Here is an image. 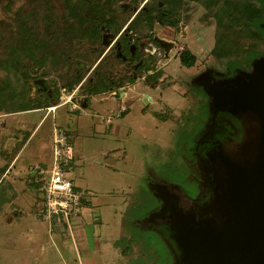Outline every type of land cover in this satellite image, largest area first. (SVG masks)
I'll return each instance as SVG.
<instances>
[{"label":"rangeland","instance_id":"obj_1","mask_svg":"<svg viewBox=\"0 0 264 264\" xmlns=\"http://www.w3.org/2000/svg\"><path fill=\"white\" fill-rule=\"evenodd\" d=\"M171 1L0 0V264H187L181 227H158L176 196L188 226L221 223L217 152L244 155L257 126L226 91L264 60V33L249 22L264 0ZM160 5L173 11L162 23L137 19ZM32 9L36 22L20 28ZM58 127L83 195L70 228L41 216Z\"/></svg>","mask_w":264,"mask_h":264},{"label":"water","instance_id":"obj_2","mask_svg":"<svg viewBox=\"0 0 264 264\" xmlns=\"http://www.w3.org/2000/svg\"><path fill=\"white\" fill-rule=\"evenodd\" d=\"M36 82L43 85L42 79ZM245 84L226 93L257 122L255 139L244 155L218 153L228 191L222 221L207 226L203 236L182 227L189 236L185 250L190 264H264V64ZM176 224L183 223L178 219ZM85 232L94 248L93 225L85 226Z\"/></svg>","mask_w":264,"mask_h":264},{"label":"built area","instance_id":"obj_3","mask_svg":"<svg viewBox=\"0 0 264 264\" xmlns=\"http://www.w3.org/2000/svg\"><path fill=\"white\" fill-rule=\"evenodd\" d=\"M54 108L55 106L49 107ZM75 157L67 130L55 128L52 167L46 171L40 188L41 216L49 223L62 222L69 228L79 216L83 203L81 188L67 177Z\"/></svg>","mask_w":264,"mask_h":264},{"label":"trees","instance_id":"obj_4","mask_svg":"<svg viewBox=\"0 0 264 264\" xmlns=\"http://www.w3.org/2000/svg\"><path fill=\"white\" fill-rule=\"evenodd\" d=\"M263 9H264V6H263ZM157 10L158 11L156 12V14L155 15L154 14L152 15L153 11L147 13V12H145L144 9L141 8L138 11L137 19L142 17L140 20H142L144 22H148V23H151L152 20L156 19L158 22L162 23L164 21V19L166 17H168L169 13H172L173 12L172 11V8H169V11L170 12L168 10H166V9H161V5L159 7H157ZM34 13H35V10L32 9L31 12H26V15L23 14L22 17H20L19 21L17 22V25L19 24V27L20 28L25 29L27 27V25L30 26L31 23L32 24L35 23L36 22V19L34 17L38 13H35V14ZM263 15H264V12H263L262 9L261 10H256L253 13V16H251L249 18V22L252 23L253 25L257 26V29L264 33V23L260 22L261 18H263L262 17ZM137 19L131 21L129 27H132ZM175 22L176 21H172L171 23L174 24ZM43 45H44V42L43 41H39L37 46H43ZM195 59L196 58H195L194 54H189L188 60H187V57H185L184 55H181V61L186 66H191L195 62ZM255 61H258V60L255 59ZM263 64H264V60L258 61L257 62V67L260 68L261 66H263ZM19 107H20V109H18V110H25V109H27V108H23L21 106H19ZM158 116L160 118L163 117V115H158ZM158 227H159L160 230H163V231H167L168 230V227H165L164 224H161V223H160V225H158ZM160 230H158V231L156 229L154 230V232L156 233V235L158 234V232ZM179 238L180 239H178V240H179L180 245H181L182 250H183L185 248V241H184V239H183L182 236H180ZM149 255H150V253H149ZM187 260H189V259H187Z\"/></svg>","mask_w":264,"mask_h":264},{"label":"flooded vegetation","instance_id":"obj_5","mask_svg":"<svg viewBox=\"0 0 264 264\" xmlns=\"http://www.w3.org/2000/svg\"><path fill=\"white\" fill-rule=\"evenodd\" d=\"M221 153H224V152H221ZM226 156H229L228 154H226V153H224ZM217 158H219V156H218V152H217ZM219 161H220V159H219ZM176 200H178L177 201V203H173L175 206H173L172 207V209H168V211L167 212H171V211H173V217L171 218H169V219H165V222L164 221H161L160 223L161 224H163V223H165L166 224V227H168V229L170 228V227H172V226H177V224H176V221L179 219L180 221H181V213H180V210H179V207H178V205H179V199L177 198V196H176ZM175 209V210H174ZM166 214V213H165ZM159 223V224H160ZM181 223H183L182 225H180V227H181V229H182V227H184V226H186V227H188L187 229H189V231H196L197 232V234H199V235H201V236H203V235H206L205 234V231L207 230L206 228H207V224H204L203 226H200V225H198V224H192V225H187V224H185V222H183V221H181ZM183 230V229H182ZM183 234H182V237H183V239H184V241H185V244L188 242V235L186 234V233H184V231L182 232ZM172 234V233H171ZM189 261L190 260H187V264H190L189 263Z\"/></svg>","mask_w":264,"mask_h":264},{"label":"crops","instance_id":"obj_6","mask_svg":"<svg viewBox=\"0 0 264 264\" xmlns=\"http://www.w3.org/2000/svg\"><path fill=\"white\" fill-rule=\"evenodd\" d=\"M133 92L134 91H132L131 93L129 92H127V90L125 91H122V92H119V99H126L127 97H128V99H127V101H126V103L128 102V103H133L134 102V100H133V98H134V94H133ZM128 94V95H127ZM147 96H149L151 99H152V102L154 101L153 99V97L152 96H150V95H147ZM142 101L143 102H145V100L144 99H142ZM131 103V104H132ZM122 105H124L123 103L121 104V106H120V110L123 108L122 107ZM125 109V105H124V108L122 109V110H124ZM129 106H128V111H129ZM128 111H124L125 113H124V115H123V118H125V116L127 115V113H128ZM118 124H115L114 122L111 124V128H112V131H113V133H117L118 131L117 130H119V132H120V134H121V132L123 131V129H124V127H122L121 125H118V127H119V129L116 127ZM126 130V129H125Z\"/></svg>","mask_w":264,"mask_h":264},{"label":"bare ground","instance_id":"obj_7","mask_svg":"<svg viewBox=\"0 0 264 264\" xmlns=\"http://www.w3.org/2000/svg\"><path fill=\"white\" fill-rule=\"evenodd\" d=\"M148 99L150 100V98L148 97Z\"/></svg>","mask_w":264,"mask_h":264}]
</instances>
